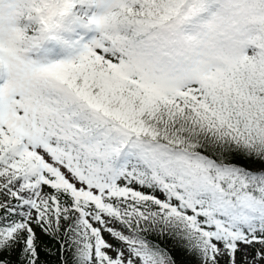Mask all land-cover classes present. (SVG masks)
<instances>
[{"label":"snow or ice","instance_id":"snow-or-ice-1","mask_svg":"<svg viewBox=\"0 0 264 264\" xmlns=\"http://www.w3.org/2000/svg\"><path fill=\"white\" fill-rule=\"evenodd\" d=\"M42 253L264 264V0H0V264Z\"/></svg>","mask_w":264,"mask_h":264},{"label":"rangeland","instance_id":"rangeland-1","mask_svg":"<svg viewBox=\"0 0 264 264\" xmlns=\"http://www.w3.org/2000/svg\"><path fill=\"white\" fill-rule=\"evenodd\" d=\"M104 238L106 240H108L110 243L113 242V241L110 240V238L108 237V234L107 233H104ZM160 243L162 245H164V247H166L167 250H169L170 254H172L175 259H177V260L185 259V260H189V261H193L194 260V258H192V257H187V256L181 257L179 254H177L175 251H173L172 248H171V241H169L167 245H165L161 241H160ZM52 249L55 250V247H52ZM237 259L239 260V254H238ZM45 260L48 261V264H56V256L55 255L49 256V258H46Z\"/></svg>","mask_w":264,"mask_h":264},{"label":"trees","instance_id":"trees-1","mask_svg":"<svg viewBox=\"0 0 264 264\" xmlns=\"http://www.w3.org/2000/svg\"><path fill=\"white\" fill-rule=\"evenodd\" d=\"M41 239L43 240V243L44 244H47L49 248H52V247H55L56 248V245L53 241H50L49 239L45 238V237H41ZM150 239H152L154 242H159V239L155 236H152L150 237ZM162 247H164V245L161 244ZM46 258H49V256H45L43 253L41 255V259L42 260H45Z\"/></svg>","mask_w":264,"mask_h":264}]
</instances>
